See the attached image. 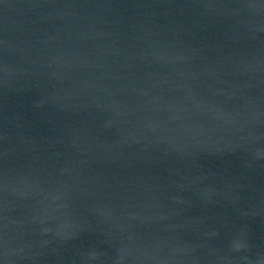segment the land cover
Masks as SVG:
<instances>
[{"label":"water","instance_id":"95a60500","mask_svg":"<svg viewBox=\"0 0 264 264\" xmlns=\"http://www.w3.org/2000/svg\"><path fill=\"white\" fill-rule=\"evenodd\" d=\"M0 264H264V0H0Z\"/></svg>","mask_w":264,"mask_h":264}]
</instances>
